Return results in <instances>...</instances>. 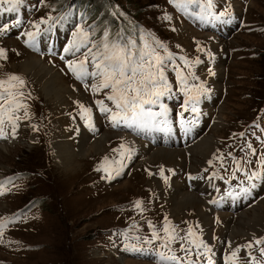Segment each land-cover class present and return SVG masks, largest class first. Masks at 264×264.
<instances>
[{
	"label": "rangeland",
	"instance_id": "374dc122",
	"mask_svg": "<svg viewBox=\"0 0 264 264\" xmlns=\"http://www.w3.org/2000/svg\"><path fill=\"white\" fill-rule=\"evenodd\" d=\"M55 1L0 4V29L8 28L0 31L7 56L0 59V80L21 77L23 85L13 81L11 91L23 93L17 99L26 106L13 113L20 117L14 134L5 120L0 135V223L7 221L0 264H173L162 261L161 252L175 255L179 264H229L225 258L237 248L235 264H264V243H256L264 241V222L243 225L252 212L264 215V0H212L213 6L200 0L199 11L183 10L172 0L120 3L122 12L150 30L151 43L163 45L155 54L171 91L145 108L155 111L164 100L173 112L155 115L146 126H114L111 114L96 103L104 100L118 111L106 99L109 89L93 91L98 79H77L69 69V61L79 63L93 48L76 51L70 47L77 43L73 34L61 23L52 25ZM31 57L44 66L38 64L34 73L66 84L63 104L44 91L45 79L37 82L21 69ZM87 71H95L91 54ZM170 97L177 103L168 102ZM81 105L91 109L89 118ZM209 133L212 148L195 153ZM104 135V149L83 158L81 145L87 142L80 141L88 140L89 151ZM64 143L74 152L70 164L57 153ZM158 151L179 156L152 160ZM68 166L71 175L64 173ZM253 173L259 175L250 180ZM182 192L197 197L201 209L171 213L172 199ZM166 224L177 239L164 246ZM190 240L203 241L211 252L198 255L204 250ZM153 248L155 255L140 256Z\"/></svg>",
	"mask_w": 264,
	"mask_h": 264
},
{
	"label": "snow or ice",
	"instance_id": "6c2138e0",
	"mask_svg": "<svg viewBox=\"0 0 264 264\" xmlns=\"http://www.w3.org/2000/svg\"><path fill=\"white\" fill-rule=\"evenodd\" d=\"M16 0H0V4H13ZM178 6H182L188 3H194L195 0H172ZM211 2V0H209ZM20 22L17 21V25ZM43 23V21H41ZM38 27V25H35ZM0 31L7 32L8 28L0 29ZM28 39L30 41L35 40V35L33 33H27ZM80 42L70 47L75 48L76 51L80 50V47L88 48V33L81 32ZM97 47V52L92 53L91 48H88V52L82 54L84 59L77 63L76 61H69L68 67L76 75L77 79H84L85 77L91 76L94 79H98V83L94 86L93 91H100L101 89H109V94H107L106 99L112 101L115 108L118 111H113L107 105H105L104 100H97L96 103L102 112L110 113L111 119L114 126L123 122L128 126H146L151 122V118L156 114L152 113L150 110L145 108V105H153L159 102L160 98L166 93L171 91V86L168 84L166 77L164 76L163 60L162 58L155 54V50L150 48V45L145 43L143 48L136 45L134 40H124L121 38L119 42H111L105 34V39L103 41L102 49ZM163 47V45H161ZM67 52L68 49H65ZM89 54L92 57V64L95 71L89 73L87 71V62ZM6 52L4 49L0 48V59H6ZM170 58V57H169ZM199 62V61H197ZM180 75V82L183 85L185 83V78ZM18 82L23 85L24 81L21 77L16 75H11L7 80H0V135H4L3 125L5 120L12 123L13 134L17 127L16 120L20 119L19 116H13V113L17 112L21 107L26 109L18 99V96H22L21 92H13L12 88L16 87V84L12 82ZM186 87V85H185ZM193 98L190 97V101ZM86 118L90 117L91 109L84 108L81 105ZM196 110L195 108L193 109ZM248 148L252 149V154L255 155L256 151L252 148L249 143ZM235 159V158H233ZM262 164H264V159H262ZM100 169H98L99 171ZM109 176L111 172L107 168L103 169ZM237 170H240L239 164H237ZM258 173H253L249 176L251 180L253 177L258 176ZM247 191V189H244ZM2 194V193H0ZM136 207L140 208L141 202H136ZM7 221L0 223V237L3 236V230L6 226ZM151 226V225H150ZM163 231L166 234V240L164 241V246L168 243L177 239L172 231H170L169 226L166 224ZM189 235L192 236L194 233L189 231ZM153 236L156 239H161L159 233L155 230L153 231ZM150 242V241H149ZM190 244L194 245L197 250L203 249V252H197L198 255H207L211 252V248L208 247L203 241L197 242L196 240H190ZM257 244L264 243V241H256ZM251 248L252 245L247 246ZM184 251L188 254L192 253L191 248H186ZM241 250L237 248L234 250L230 256L226 257V261L229 264H235L236 259H238V253ZM261 255L264 256V248L261 249ZM160 259L173 262V264H179L178 257L175 255L170 257H165L164 253H159ZM250 259L255 261L256 258L251 256ZM188 264H194L193 261H188ZM209 264L211 260L209 259Z\"/></svg>",
	"mask_w": 264,
	"mask_h": 264
},
{
	"label": "trees",
	"instance_id": "16d2710c",
	"mask_svg": "<svg viewBox=\"0 0 264 264\" xmlns=\"http://www.w3.org/2000/svg\"><path fill=\"white\" fill-rule=\"evenodd\" d=\"M122 1L124 2V0H58L51 4L50 18L58 20L63 17L67 26L72 24L77 30L88 33V39L101 49L105 34L111 42H119L121 38L131 39L138 47L143 48L145 43H151L153 40L150 30L128 11L120 10ZM126 2L132 6L131 0Z\"/></svg>",
	"mask_w": 264,
	"mask_h": 264
},
{
	"label": "bare ground",
	"instance_id": "6f19581e",
	"mask_svg": "<svg viewBox=\"0 0 264 264\" xmlns=\"http://www.w3.org/2000/svg\"><path fill=\"white\" fill-rule=\"evenodd\" d=\"M32 58V57H31ZM30 58V59H31ZM41 65L40 62L34 57L29 60L28 62H25L24 63V66L21 67V69H24V71L30 73L33 78H35L37 80V82H40V80H43L45 79V81L43 82L44 83V91L46 92H51L52 94H54V99L56 103H58L59 105L63 104L62 102L64 101V97H63V91L65 90V85L61 82H59V79L57 76H50V75H44V74H41V73H34L35 72V69L37 67V65ZM38 65V66H39ZM41 67H44L41 65ZM47 68V67H46ZM219 70V69H218ZM220 74V73H219ZM56 75V74H55ZM60 77V75H59ZM48 90V91H47ZM68 91V90H67ZM45 92V93H46ZM51 95V94H50ZM65 96V95H64ZM222 111H223V108H222ZM211 133H209L206 137L207 138H203L204 141L200 144H198L195 148H194V152L195 153H198L200 155H204L205 152H208L211 148H212V145L214 144V141H213V138H209L208 136L210 135ZM107 135H104L102 136V138L99 140V141H94L93 143H91V149L89 151H86V147L87 145H89L90 143L88 142V140L85 138L83 140L80 141V145L81 143H83L84 141L87 142V145L85 146L84 144L81 145V151L83 153L82 157H88V156H93V155H96V153L98 152H101L103 149H104V145H105V140L107 139ZM202 139V140H203ZM215 140V139H214ZM57 146V144H56ZM80 147V146H79ZM72 148H70L68 146V144L64 143L62 144L60 147H57V150H58V154H60V156L62 157H66V159L68 160V164L71 163V156H72V153L74 154V152L71 150ZM174 151H177V152H183V151H179V150H174ZM154 152V151H153ZM152 152V153H153ZM151 155V154H150ZM179 156V155H177ZM177 156H173V154L171 153H168V152H164V151H158L156 152L153 156H152V160L154 161H161V162H164V161H170V160H175V158ZM162 159H166L164 161H162ZM192 159V158H191ZM66 160V161H67ZM88 160V159H87ZM209 161V160H208ZM207 162V161H205ZM78 166V165H77ZM204 165H201V167H203ZM200 167V169H201ZM81 168V167H80ZM74 171L71 170L70 166H68V168L64 171L65 174H68V175H71ZM113 188V187H112ZM174 195V193L172 194V196ZM171 196V198H172ZM180 196H183V198L180 200ZM171 204H172V207H171V210L170 212L173 213V214H180L181 210H186V209H189V208H193V210H200L201 209V205H202V202L195 196L189 194V193H186V192H182L178 195H176L172 201H171ZM262 210V209H261ZM180 212V213H179ZM202 214V213H201ZM251 217H248L249 221L248 222H243V225L246 226L249 224V222H253L254 223V226H258L260 222H264V215L263 214H259V211H255V212H252L251 214ZM207 216V215H206ZM204 221V223L206 224L207 223V220H208V216H207V219H202ZM234 223V222H233ZM232 227V226H231ZM230 231V229H229ZM230 233V232H229ZM109 256V255H108ZM136 261V262H135ZM135 261H126L124 262V264H128V263H140L142 261H139V260H135ZM148 262L146 263H140V264H147Z\"/></svg>",
	"mask_w": 264,
	"mask_h": 264
}]
</instances>
